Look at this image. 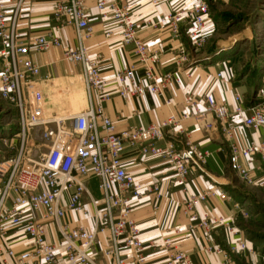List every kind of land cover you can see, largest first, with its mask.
Masks as SVG:
<instances>
[{"label":"built area","instance_id":"2783aa9c","mask_svg":"<svg viewBox=\"0 0 264 264\" xmlns=\"http://www.w3.org/2000/svg\"><path fill=\"white\" fill-rule=\"evenodd\" d=\"M19 1L7 17L0 0V96L12 105L19 126V144L14 156L0 162V264H100L91 253L99 234L106 236L103 254L109 264H144V243L132 216L133 200L140 199L144 191L157 198L162 195L157 183L144 187L136 182L123 165V152L129 149L145 156H160L171 164L181 179L191 169L203 171L208 152L199 150L182 131L185 136L183 148H176L171 142L161 145L166 128L176 125L179 120L173 115L160 123L118 131L104 114L103 103L112 95L123 98L144 93L162 95L171 83L180 84L177 70L160 72L149 63L153 57L129 19L127 0H94L101 17L110 14L119 22L118 40L122 44H131L135 57L133 63L115 73V82L121 88L108 91V83L100 71L99 56H92L84 44L93 30L83 0H55L52 12L56 27H74L75 47L63 44L51 32L27 43L20 41L16 30ZM149 1L157 3L156 0ZM191 1L188 6L181 5L160 16L156 24L177 38L180 25L185 23L189 44L198 49L207 36L208 2ZM105 34L110 37L111 31L106 30ZM52 46L60 48L62 60L80 65V83L89 99L82 111L63 107L59 114L42 116L38 101L30 98V86L40 65L28 57L29 52H45ZM187 57L185 46L180 44L175 64H185ZM217 76L221 77V73ZM261 92L264 95V69ZM93 99H96L95 103ZM204 100V111L210 113L215 122H225L235 115L245 127L258 129L264 126V100L258 105L245 106L241 96L234 93L236 104L233 109L211 95H205ZM246 110L248 114H245ZM182 117L186 118L188 114L184 113ZM213 124L207 121L205 127L212 129ZM35 131H39L38 140L33 136ZM220 131L224 136L228 134L223 126ZM26 136L32 138L31 143ZM28 145L37 149L35 157L28 155L32 150ZM255 154L264 158V142L245 146L230 143L229 168L244 182L261 183L262 186L264 180L256 182L241 163L242 159ZM92 178L96 179L98 198L91 194L87 185ZM211 195H214L213 191L190 195L183 205V212L189 218H195V205ZM84 197L92 208L90 228L71 224L65 219L66 210L84 212ZM219 224L228 223L207 216L200 218L198 223L206 230ZM17 245L22 247L17 248ZM162 245L165 247L163 264H206L194 261L173 243L171 237L164 238ZM123 249L130 251L131 260L122 256ZM240 250L251 253L243 239H237L231 246L232 252Z\"/></svg>","mask_w":264,"mask_h":264},{"label":"crops","instance_id":"0c3cea01","mask_svg":"<svg viewBox=\"0 0 264 264\" xmlns=\"http://www.w3.org/2000/svg\"><path fill=\"white\" fill-rule=\"evenodd\" d=\"M1 1L7 17H10L17 0ZM156 1V4H152L149 0H127L129 19L136 26L137 36L146 45L148 54L153 57L149 63L160 72L177 70L180 84L171 83L162 95L144 93L125 98L112 95L103 103V112L114 122L118 131L160 123L173 115L179 120L176 125L166 128L161 145L171 142L176 148H183L185 136L182 131L187 133V137L199 150L207 151L208 156L203 171L191 169L181 179L174 173L171 164L160 156H145L129 149L123 152V165L133 174L136 182L144 187L157 183L162 195L157 198L153 193L144 191L140 199L133 200L132 216L144 243L142 259L144 264H163L165 247L162 242L164 238L171 237L173 243L178 244L194 261L237 264V255L231 251V246L237 239H242L236 223L240 217V206L235 194L240 189L238 182H235V178L239 177L229 168V145L234 143L245 146L264 142V126L258 129L245 127L235 115L225 122H215L213 116L204 111V96L211 95L216 101H224L233 109L236 104L233 95L238 93L243 104L249 106L252 105L251 99L247 97L254 96V83L248 85L243 80L230 79L226 61L196 62L199 53L189 44L185 23L180 25L177 38L162 25L156 24L160 16L181 5H190L191 0ZM54 3L55 0L19 1L16 30L20 41L27 43L36 36L51 32L63 44L72 47L77 45L73 26H55L52 17ZM83 4L93 30L84 44L92 56H99L100 71L108 83L107 90L121 88L115 82V73L134 62L133 46L118 40L121 30L119 22L110 14L101 17L94 0H83ZM209 19L205 24L207 36L213 31ZM106 30L111 31L110 37H106ZM180 44L185 46L188 60L177 66L175 63ZM28 57L40 65L29 91L32 92L30 98L38 101L37 108L42 116L59 114L63 107L76 112L87 107L89 99L80 83V65L62 60L59 47L52 46L45 52L30 51ZM136 66L140 68V65ZM217 73H221L222 78ZM184 113L188 117L183 118ZM199 113L204 116L201 117ZM245 114H248L247 110ZM207 121L214 123L212 129L205 127ZM221 126L228 130L226 136L220 131ZM241 163L256 182L257 179L264 180V158L259 154L242 159ZM87 185L91 194L98 198L100 193L96 179H90ZM206 191H213L214 195L198 202L194 207L195 218H189L183 212L185 201L190 195ZM82 201L84 212L66 210L65 219L71 224L90 228L92 208L85 197ZM205 216L221 219L228 224L203 229L198 223ZM20 247L22 245H17V248ZM105 247L106 236L99 234L91 253L100 264H109V259L103 254ZM121 254L127 260L132 258L129 250L123 249ZM237 254L243 255L245 251H237Z\"/></svg>","mask_w":264,"mask_h":264},{"label":"rangeland","instance_id":"374dc122","mask_svg":"<svg viewBox=\"0 0 264 264\" xmlns=\"http://www.w3.org/2000/svg\"><path fill=\"white\" fill-rule=\"evenodd\" d=\"M206 1L213 31L197 49L199 55L195 61H226L230 79L243 80L248 85L254 83V96L248 95L247 99H251L252 105L260 104L264 100L261 92L264 69V0ZM18 133L16 112L0 96V162L14 156L19 144ZM33 136L38 140L39 131H35ZM26 140L31 143L32 138L26 136ZM38 146L42 148L40 144ZM29 148L32 150L28 155L35 157L37 149L33 150L28 145ZM43 150L44 148L41 152ZM240 181L235 178L240 189L235 194L240 206V217L236 219V223L251 253L245 251V254L238 255L234 252L237 255L235 259L237 264H264V184L261 186V183L248 184Z\"/></svg>","mask_w":264,"mask_h":264}]
</instances>
